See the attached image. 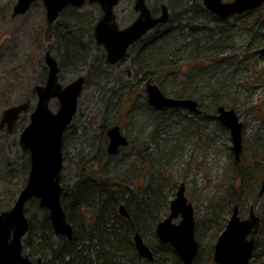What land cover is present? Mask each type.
Masks as SVG:
<instances>
[{
    "label": "rangeland",
    "instance_id": "rangeland-1",
    "mask_svg": "<svg viewBox=\"0 0 264 264\" xmlns=\"http://www.w3.org/2000/svg\"><path fill=\"white\" fill-rule=\"evenodd\" d=\"M16 2L17 0H0V101L3 102V104H0V120L3 111L7 107L15 105L16 102L22 100L31 102L30 110L28 111L35 109L38 101L36 87L46 84L48 76V67L45 63L46 51L50 50L57 60H63L61 58L63 56L61 51L62 43L54 39L53 36L46 39L42 33L45 25L50 24L46 19L43 2L36 1L25 14L13 16V7ZM120 3L122 4L117 12L124 19L127 16L126 13L129 12L128 3L131 2L122 0ZM71 10L67 9L52 24L55 25L57 22L67 21L72 16ZM86 11L95 13V8L85 5L79 10L82 14ZM66 24L68 25L66 27H73L70 21ZM206 27L213 29L210 23H206ZM248 27L250 26H243L242 35L241 31L236 32L234 28L226 30L228 39L231 40V45L238 44L242 46L248 42V36L256 33V30L250 31L251 28ZM215 32L213 29L210 33L215 34ZM81 37L84 41H87L85 36ZM216 37L214 36V38ZM168 42L171 43L172 40ZM101 54L102 52L99 49H92L91 51V55L96 58L98 65L102 62L100 61ZM69 67V70L65 69L61 74L63 83L66 84L75 80L80 74H85L87 77L88 69L86 68L88 65L82 71L77 70L80 65L76 63L70 64ZM103 67L102 70L105 71L104 69H106L107 73L103 79L97 80L93 75H90L89 85L85 86L80 95L77 114L65 132L62 146L65 154L62 170L63 187L66 185L73 186L80 179L83 168L94 169L97 165L100 167L101 164H105L101 168L104 171L107 170V172L119 167L118 172L121 173V179H130L129 176H134V172H137V167L134 164H128V160H131V153L128 148L122 150L112 160L107 157L106 160L108 161L104 160L102 146H105V152L107 153L108 140L105 144L100 143L102 136L99 139L101 134L97 131L99 124L103 120L107 119L110 124H113L116 123L115 119L120 118L122 123L126 125L124 131L127 136L131 140L139 141V147L145 144L146 138H144V133H142L144 130L143 123L130 119L129 114L125 113L126 109L121 106H119V109L115 108L113 113V107L107 111L103 96L106 91L117 89L119 86L130 87L132 82H136L134 69L129 60L115 67L107 66L106 64ZM203 67H206V62H202V60L187 63V69H191V73L197 72L198 69ZM240 72L237 89H234L231 94H229L230 92L228 94L223 93L224 97L225 95L228 97V101L229 99L236 100V105H226L227 102L224 104L228 107L233 106L237 110L240 120L244 123L243 156L246 157L244 162L247 160L251 162L255 157V163L260 165L261 170L263 168L261 157L264 156V151L261 150L264 148V58H261L260 55L251 57L250 60L245 62ZM6 85L11 86L14 93H11L9 89H5L4 86ZM137 89L139 90L140 87H136L132 97L138 95ZM178 90L179 87H176L174 91L166 90V93L172 96ZM52 102L53 110L57 111L60 106L59 100L55 98ZM142 111L146 114V117L151 118L153 113L150 109L142 108ZM173 111L174 109L170 108L165 112H156L160 117H167L168 121L164 124L163 129L157 132L152 131L151 135L160 136L162 139L170 138L168 141L162 140L163 144L169 145L168 150L170 152L166 150L167 147L165 146L160 147L158 152L161 157H166L167 155L171 162V169L166 173L169 179L168 186L173 189V193L174 188L176 191L180 182L187 183L188 197L196 208V217L201 223L205 222V225L209 223V220H207L208 214L206 209L202 210L200 204L203 203L204 197L208 195V192L214 194L216 191L222 190L225 185V178L229 177L228 173L231 172L230 169L233 167L234 159L227 148L229 143L227 141L229 139L228 132L219 123L218 119L214 117L215 119L211 120L209 115H201L200 117L203 126L207 124L210 129H213L209 135L206 133V129H193L189 125L186 126V130H182V126L187 125V123L184 124V118L188 112L186 109L181 110L179 113H173ZM27 112L20 117L12 133L7 132L5 129L0 130V196L3 190L14 187L16 199L19 192L28 182L31 168L30 154L20 144V135L30 122ZM212 115L216 116V112ZM172 116L174 117L172 118ZM140 120L142 121L143 119L141 118ZM178 133H181V135ZM100 158H102L101 162L99 161ZM112 172H109V174L111 175ZM217 201H220V198ZM258 202L263 204L264 199ZM38 204L39 200L33 198L26 206V215L30 221L32 220L37 231L41 230L42 224L43 226L46 225L44 216L49 215L48 210ZM12 205L13 203L4 210L10 209ZM219 205L216 206L221 207L222 203ZM200 237L203 256H200L196 264H210L208 260L210 255L211 257L213 256V246L216 237H206L204 230ZM27 238L28 236L24 240ZM25 252L29 253V249L25 248ZM211 264L214 263L212 262Z\"/></svg>",
    "mask_w": 264,
    "mask_h": 264
},
{
    "label": "trees",
    "instance_id": "trees-1",
    "mask_svg": "<svg viewBox=\"0 0 264 264\" xmlns=\"http://www.w3.org/2000/svg\"><path fill=\"white\" fill-rule=\"evenodd\" d=\"M68 9H72V16L67 21L57 22L55 25L46 24L42 33L46 39L53 36L54 39L62 43L61 51L63 56L61 58L63 60L60 61L62 68L69 70L70 64L76 63L80 65L77 70L82 71L88 65L86 68L88 69V84L90 75H93L97 80H101L107 74L106 69H104L105 71L102 70L104 68L103 65L109 66V64L101 46L96 43L92 34H88L93 33L94 21L93 23L88 21L84 13H80L78 8L70 7ZM262 13L263 15L258 20L257 25L250 29V31L256 30L255 34L258 35L259 43H254L253 47L247 46L248 43H244L242 56L237 55L236 58L251 59V57L256 55L255 52H258V48L264 45V10ZM68 21L73 24V27H66L68 26L66 24ZM206 29L208 30L207 27ZM81 36H85L87 41H84ZM216 36L222 37L220 33ZM170 40L172 39L151 38L147 42V39H143L132 48L130 54L122 62H125L131 56L134 64L137 62L144 66L142 68L141 65L137 67L132 65L136 82L152 79L165 92L166 90L174 91V88L179 87V90L175 91V93L178 92L176 95L196 97L202 108L201 115H209L211 120L216 118L212 114L217 112L220 105H225V102H227L226 105H236V100L229 99L228 101V97L226 95L225 97L223 96L224 88H218L214 77L210 81L203 83L198 91L192 95L185 94L184 88L190 80L189 74H191L185 61L177 62L178 65L174 64L175 66L172 64L170 66L162 65L158 68L151 67L154 60L161 63L167 59L170 50L166 46L170 43L168 42ZM145 42L146 44H143ZM235 48L232 47L233 50ZM92 49H99L102 52L100 55L101 64L98 65L96 58L91 55ZM199 59L202 62L205 61L207 65L198 69L197 72H205L212 67L214 62L213 58H206L205 56ZM4 88L9 89V91L12 90L9 85L4 86ZM133 89L134 86H123L119 88L120 93L113 89L114 91L110 92L109 98L105 94L106 110L108 111L109 108L113 107V113L115 108L119 109V106H121L126 109V113L129 114L130 118L144 123L143 120H140L142 116L140 106H144L154 112L157 111L148 104L142 88L139 95L132 97V99L121 100L122 97H126L128 94L131 95ZM210 90L215 93L219 92L217 100L207 101V93ZM4 103L7 104L6 101ZM0 104H3V102L0 101ZM181 110L184 109L174 108L173 113H179ZM201 115L187 114V121L191 123L193 129L201 128ZM193 116L195 121H192ZM115 121L122 123L120 118L115 119ZM167 121V117H157L147 123V129L157 122L164 126ZM109 124L110 121L106 119L99 125L104 137ZM183 128H187L186 125H183L181 129L183 130ZM147 129L144 126L142 131L144 138H146L143 148L138 146L139 141L131 147L132 159L136 156L138 163H134L135 167H137V172H134L135 175L130 176V179L120 178L119 167L115 168L111 175L109 173L106 175L101 168L105 164H101L100 167L97 165L94 169L83 168L80 179L73 186H64L62 204L66 211L67 219L74 228V236L71 240L63 235L54 238L55 233L49 215L44 216L46 225L43 226L42 224L41 230L39 229L38 231L35 229L32 220L30 221L28 238L24 240V248L29 249L28 254L30 257L33 259L41 257L44 259L45 264H183L174 247L169 243H163L156 234V223L162 217L168 215L170 201L173 196V189L168 188L169 179L166 174L171 169V162L169 158L161 159V156L158 155L160 147L165 146L167 147L166 150L169 149V145L163 144L162 140L168 141L170 138L162 139L160 136H153L151 135L152 131L147 132L153 129ZM154 131L157 132L158 130ZM102 149V156L106 161L105 146H102ZM168 152L170 151L168 150ZM141 176L144 177L141 178ZM82 180H84L83 183ZM15 195L16 190L14 187L2 191L0 196L1 211L14 203ZM122 202L126 204L131 213L130 218L122 217L118 214V205ZM219 204V201L215 200L209 210L206 211L207 214H211L207 220L210 219L213 229H218L225 219V212H222L223 209L221 210V207L216 206H220ZM107 216L112 219L115 218L113 219L115 221H109ZM204 223H201L196 217V237L200 242V250L194 264L197 263L200 256H203L200 231ZM136 231L142 234L147 244L152 248L154 252L153 261L143 258L137 252L133 240ZM208 261L211 264L213 256L211 257L210 255Z\"/></svg>",
    "mask_w": 264,
    "mask_h": 264
},
{
    "label": "water",
    "instance_id": "water-1",
    "mask_svg": "<svg viewBox=\"0 0 264 264\" xmlns=\"http://www.w3.org/2000/svg\"><path fill=\"white\" fill-rule=\"evenodd\" d=\"M38 0H17L13 7V16L25 14L33 2ZM46 19L49 23L57 20L61 11L68 5L82 6L86 1L100 3L103 15L95 27V37L106 49L107 60L116 64L124 58L129 48L139 40L150 28L158 22H165L163 15L158 19L150 16L145 0H136V8L141 10L139 18L129 27L120 28L113 12L114 5L119 0H42ZM220 0H206L209 8L225 17L234 12H244L256 8L264 0H235L232 4L221 5ZM217 7L225 8L218 9ZM264 53V47L260 49ZM46 63L49 67L48 79L45 85L37 86L38 101L31 114L30 123L20 135L23 149L31 153V168L27 185L18 194L14 205L9 210L0 213V264H45L40 257L36 261L23 253V239L29 230V220L25 210L27 203L37 198L41 207L49 212V217L56 235H64L68 239L74 236L73 225L68 221L62 204L63 186L61 171L64 166L62 143L64 132L71 124L78 110L80 94L83 91L85 76L80 75L66 84L60 81L59 64L55 57L46 52ZM147 100L156 109L182 106L191 111H198L193 99H179L165 95L158 84L147 81ZM58 98L60 106L54 111L50 104ZM27 102H20L3 111L0 127L8 124L11 131L14 122L22 112L28 110ZM218 118L232 131L234 150L239 157L242 151V131L244 123L239 120L235 108L218 107ZM110 142L108 152L116 153L119 146L127 144V138L121 133L119 126L108 131ZM264 191V183L263 190ZM122 213H128L122 209ZM176 222L175 219L179 218ZM255 224V220L241 221L235 210L226 230L220 235L215 248L214 259L217 264H248L252 255L254 240H246V235ZM195 209L185 194L182 184L176 196L170 203L167 217L158 223L157 234L163 242L174 246L184 264H192L199 251V242L195 237ZM135 246L142 257L154 259L150 246L143 236L137 232L134 235Z\"/></svg>",
    "mask_w": 264,
    "mask_h": 264
},
{
    "label": "flooded vegetation",
    "instance_id": "flooded-vegetation-1",
    "mask_svg": "<svg viewBox=\"0 0 264 264\" xmlns=\"http://www.w3.org/2000/svg\"><path fill=\"white\" fill-rule=\"evenodd\" d=\"M121 1L122 0H119V2L116 5H114L113 12H114V15L116 17V21H117L118 25L120 26V28L123 29V28L129 27L131 24H133L139 18L140 14H141V10L136 8V0H129L131 2V3H128L129 12H127L126 13L127 16L124 19H122L121 15L117 12L118 8L122 4V3H120ZM220 1H221L220 4L225 5V6H227V4H232L235 2V0H220ZM145 4H146V7L149 9L150 16L152 18L158 19V18L162 17L163 15H166L167 19L165 22H158L152 28H150L139 40H137L129 48L126 56L124 58H122L121 60H119L116 64H110L108 62L105 47L102 44H99L96 37H95L96 24L103 15V9H102V6L100 3L86 2L82 6L68 5L61 11L59 17L70 7L78 8L80 10L85 5L93 6L95 8V11H94L95 13H92L89 11H86L84 13V15L86 16L85 18L88 21H91L92 23L94 21L93 27H92L93 33H88V34H92L96 40V43L99 46H101L102 51L105 52L106 60H107L108 64L111 65V67H115L117 65H120L121 62L127 57V55L130 54V51L132 50V48H134L136 46V44L140 43L143 39H147V42H149L148 40L151 38L152 39H173L175 37H179L182 35H188L190 32V29H191L190 26L188 25V22H190L192 18H196L197 20H200L205 25H206V23L212 24V28L215 31L222 29L226 32V30H228V28H234L236 32L241 31V35H242L243 26L249 25L250 27H248V28H252L255 25H257V23L259 22L258 20H260L262 15H263L262 12L264 10V3H263L259 7L247 9L244 12H234V13H231V14L225 16V17H222L215 10H213L207 6L206 0H145ZM217 8L218 9H225V8H221V7H217ZM257 14H258V16H256ZM208 29H211V28H208ZM213 29H211V30H213ZM143 44H146V42ZM235 46H236V48H235ZM243 46H244V44L242 46H240L238 44L232 45V47L235 48L234 51L239 56L240 55L242 56ZM263 47H264V45H262L261 47L258 48V52H255L256 55H260L261 58H264V53H261V51H260V49ZM127 60H129L130 63L136 67L138 65H141L140 63H137V62L134 64L131 56ZM45 63H46V58H45ZM58 64H59V77H60V81H61V74H62L63 70H65L66 68L61 67L60 60H58ZM46 65H47V63H46ZM47 67H48V65H47ZM142 68H144V66H142ZM48 74H49V67H48ZM80 75L85 76L84 87H83V90H84L85 86L88 84L87 77L85 74H80ZM47 79H48V76H47ZM47 79H46V82H47ZM149 80L151 82L156 83L152 79L143 80V82L140 81L139 83L134 82L131 84L132 87L134 86L133 93L131 95L130 94L126 95V97H122L121 100L122 99H129V98L132 99V96L134 95V91H135L137 86L140 87L139 90L137 89L138 95L141 92L140 90L143 89L145 92V95H146V99H147L146 87H147V81H149ZM43 85H45V84H43ZM43 85H38V86H43ZM119 88H122V87L119 86L117 89H114V90H117L118 93H120ZM112 90H109V91H106L105 93H103L104 99L106 97L107 98L110 97V92ZM161 91L166 95V92L162 88H161ZM10 92L14 93V90H11ZM105 94H107L106 97H105ZM37 96H38V93H37ZM56 99H58V98L56 97ZM20 102H22V103L27 102L29 105L28 110H30L31 102L29 100H22V101L16 102L15 104L20 103ZM147 102H148V100H147ZM51 103H53V102H51ZM50 106H51V104H50ZM150 106L155 111H160V112L166 111L170 108L174 109L177 107L182 108V109H186L188 112L187 113L188 115H194V113L198 112V111H191L188 108H185L182 106L166 107L163 109H156L154 106H152V105H150ZM139 108H140V112L142 114V116L140 118L143 119V121H144L143 125L146 126V129H147V123L149 121L151 122V120H153L157 117L163 118V117L158 116V114L152 110L151 111L153 114H152L151 118L146 117V114L143 113V111H142V108H145V107L140 106ZM232 108H234V107L232 106ZM27 111H25V112H27ZM33 111L34 110L27 112L29 114L30 121H31V114ZM25 112H22L20 114L19 118L16 120V122H14L11 131L9 130V126L7 123H5L2 127H0V130L5 129L7 132L12 133L14 131V129L16 128L15 127L16 123L18 122L20 117ZM125 113H126V110H125ZM218 115H219V112L217 109L215 117H216V119H218L219 123L225 127L224 129H226L228 132L229 139H227V141L229 143L227 145V148H228V152L230 153L231 156H233L234 160H233V167L230 169L231 172L228 173L229 177L225 178V185L223 186L222 190L216 191L214 193L215 197H216L215 200L216 199L218 200V198H220L219 203L220 204L222 203L221 210L223 209L222 212H225V215H224L225 219L223 221V224H221L218 229H213L212 228L213 225H211L210 219H209V223L205 224L204 228L202 226V229L204 230V234L206 237H208V236L216 237L215 242H214L215 243L214 247H215L220 235L226 230V228L229 224V221L231 220V218L234 215L235 210H237V216H238L239 220H241V221H248V220H252V219L255 220V224L251 227V229L249 230L250 232L246 235L247 241H249L251 239L254 240L252 255L249 258L248 264H264V203L259 204V202H258L259 200L264 199V191H262L263 190V183H264V156L261 157L262 158L261 164L263 167L261 170H260V165L255 163V157H254V160L251 162H250V160H247L246 162H244L246 160V157L243 156V154H244V145H243L244 140H243V131H242V151L240 152L239 157H237L235 150H234L232 131L221 120H219ZM1 119H2V117H1ZM130 119H132V118H130ZM0 123H1V120H0ZM71 124H72V122H71ZM71 124H69L67 126L66 130L68 129V127ZM188 125L191 126L189 123L186 126H188ZM114 126L120 127L121 133L127 138L128 142L126 145L119 146L116 153H110V152H108V146H109V142H110V136H109L108 131L110 128H112ZM223 126H222V129H223ZM125 127H126V125L121 123V122H116L113 124L111 123L107 126L105 137L103 136L104 134H102L103 132L100 130V128L98 127V129H97V131H99V133L101 134V135H99V139H100V136H102L100 139V143L105 144V142H107V140H108L107 147H106V151H107L106 157L109 158V160H112V158L117 157V155H119L122 152V150L127 149V148L129 149V151L131 153V147L132 146L129 143L131 141V138L128 137L127 134L125 133V131H124ZM149 127H148V129H149ZM66 130H65V132H66ZM147 130H145V131H147ZM154 130H156V129L148 130V131H154ZM183 130H186V128H183ZM212 131H213V129L209 128L206 130V133L209 135ZM65 132H64V135H65ZM63 141H64V137H63ZM230 142H231V145H230ZM62 146H63V143H62ZM143 146L141 148H143ZM261 150L264 151V148H262ZM28 152L30 154V167H31V162H32L31 161V153H30V151H28ZM62 152H63V149H62ZM63 156H65L64 153H63ZM101 160H102V158L99 159L100 162H101ZM106 161H108V160H106ZM61 178H62V173H61ZM129 178H130V176H129ZM126 180H127V178H126ZM182 184H184V186H185V194L188 197L187 188H186L187 183L186 182H180L177 186L176 191L174 188V192L172 193V195H173L172 198H174L176 196V193ZM207 194L210 195L212 193L208 192ZM240 195H243V196H240ZM188 199H189V197H188ZM213 202H215V201H209L207 203L208 210H209V207H211L213 205ZM38 205H40V204H38ZM247 205H248V207H247ZM193 206H194V204H193ZM194 209L196 210L195 207H194ZM25 213H26V210H25ZM210 215L211 214L208 213V216H210ZM27 218H28V216H27ZM28 220H29V225H30V219L28 218ZM29 229H30V227H29ZM202 229L200 231V236L203 233ZM28 232H29V230H28ZM156 234H157V231H156ZM55 236L58 237L59 235H55ZM157 236H158V234H157ZM195 236H196V225H195ZM158 238H159V236H158ZM23 242H24V239H23ZM198 242H199V240H198ZM163 243H167V242H163ZM136 250H137V248H136ZM199 250H200V242H199ZM258 251H259V253H258ZM23 253H24V255H29L28 253L25 252L24 243H23ZM198 256H199V251H198V254H197V256L194 259L192 264L195 263ZM32 260H34V259H32ZM36 260H34V261H36ZM180 260H181V258H180ZM260 261H263V262H260ZM44 263H45V261H44ZM182 263H183V261H182ZM213 263L217 264V262L214 259V249H213Z\"/></svg>",
    "mask_w": 264,
    "mask_h": 264
},
{
    "label": "bare ground",
    "instance_id": "bare-ground-1",
    "mask_svg": "<svg viewBox=\"0 0 264 264\" xmlns=\"http://www.w3.org/2000/svg\"><path fill=\"white\" fill-rule=\"evenodd\" d=\"M188 25L191 28L188 35H182L179 37H175L172 39V42L166 46L168 50H172L168 53L167 59L165 60L163 59L164 61L161 63L157 62V60L156 61L154 60L151 64L152 65L151 67L158 68V67H161L162 65H165V66H170L172 64L178 65V63H180L181 61H185L186 66H187V63L200 61L199 58H204V56L206 58H213L214 62L210 69L206 70L205 72H193L189 74L190 80L185 85L184 93L187 95H192L194 92L198 91L199 87L203 83L210 81L213 77L217 81L218 88L220 89L224 88V91L222 93L233 92L234 89L236 90L237 89L236 86L238 84V80L240 79V74H241L240 69L242 70L245 62L250 59L248 58L245 59L242 57L236 58L237 54L232 49L231 40L228 39V35L224 30L220 29L216 31L215 34L210 33L211 29H208L209 30L208 31L206 29V25L202 23L200 20H197L196 18H192L191 21L188 22ZM218 33H220L222 37L214 38V36L217 35ZM201 40L203 41L200 43ZM247 41H248L247 46L253 47L254 43L255 44L259 43L258 35L255 33L251 34L250 36H248ZM166 95L168 97H173V98H179V99L184 98V99L195 100L197 103L198 112L194 113V115L195 116L199 114L201 115L202 108L200 107V102L196 97L178 96L176 95V93L172 96L168 95L167 93ZM207 95H208L207 101L211 102L213 100L218 99L217 97L219 96V92L215 93V92H212V90H210L209 93H207ZM51 107H52V103H51ZM187 120H188L187 116H185L184 123L188 124ZM192 121H195L194 116L192 117ZM189 124L191 125V123ZM200 124L202 123L200 122ZM200 126L201 128H204L206 130L209 129L207 124L205 126L203 125H200ZM149 128L160 130V129H163L164 126L163 124H160L159 122H157L154 125H151ZM178 134L181 135V133H178ZM129 143L132 146L133 144H136L137 142L136 140L133 139ZM166 158L168 157H161V159H166ZM134 163H138V158L134 156L132 159V156H131V160H128V164L133 165ZM124 167L126 168L125 165ZM112 171H114V169ZM112 171H109V172H112ZM109 172H107V170L104 171L106 175ZM83 182L84 180H82V183ZM215 198H216L215 194H210V195L205 196L203 203L200 204V207H202V210L203 209L208 210L207 203L209 201H215ZM122 209H124L128 213V216H125L122 213ZM118 214L126 218L131 217V213L124 202L118 205ZM107 217L109 221L110 220L112 222L115 221L113 220L115 218L112 219L110 216H107ZM166 217L167 215L162 217L156 223V227L158 223L164 220Z\"/></svg>",
    "mask_w": 264,
    "mask_h": 264
}]
</instances>
